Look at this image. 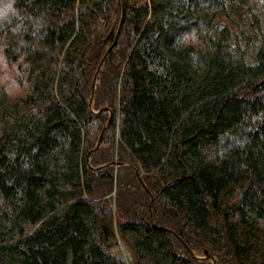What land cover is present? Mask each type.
Segmentation results:
<instances>
[{
  "label": "trees",
  "instance_id": "16d2710c",
  "mask_svg": "<svg viewBox=\"0 0 264 264\" xmlns=\"http://www.w3.org/2000/svg\"><path fill=\"white\" fill-rule=\"evenodd\" d=\"M116 235L264 264V0H0V264H126Z\"/></svg>",
  "mask_w": 264,
  "mask_h": 264
},
{
  "label": "rangeland",
  "instance_id": "374dc122",
  "mask_svg": "<svg viewBox=\"0 0 264 264\" xmlns=\"http://www.w3.org/2000/svg\"><path fill=\"white\" fill-rule=\"evenodd\" d=\"M122 7H124V0ZM112 195L114 196V192ZM114 228H116V221H114ZM116 237L118 240V246L112 249L111 254L115 257L122 258L126 262V264H134L136 260L128 243L122 238H120L118 235H116ZM202 258L203 256L201 257V259Z\"/></svg>",
  "mask_w": 264,
  "mask_h": 264
},
{
  "label": "water",
  "instance_id": "95a60500",
  "mask_svg": "<svg viewBox=\"0 0 264 264\" xmlns=\"http://www.w3.org/2000/svg\"><path fill=\"white\" fill-rule=\"evenodd\" d=\"M122 1V5H123V0H121ZM114 45V44H113ZM102 62H103V60L101 61V63H100V65L102 64ZM96 76V75H95ZM94 79H95V77H94ZM110 123V118H109V120H108V124ZM100 143H101V137L99 138V140H98V142H97V144H96V149L100 146ZM153 201V199L151 198V202ZM151 224L153 225V220H152V218H151ZM168 232H170V233H172V231H170V230H167ZM205 254H206V256H204L202 259H209L210 260V263L211 264H215V261L213 260V258H211L210 256H208L207 255V252H205Z\"/></svg>",
  "mask_w": 264,
  "mask_h": 264
}]
</instances>
